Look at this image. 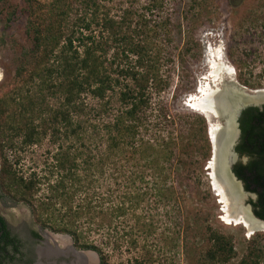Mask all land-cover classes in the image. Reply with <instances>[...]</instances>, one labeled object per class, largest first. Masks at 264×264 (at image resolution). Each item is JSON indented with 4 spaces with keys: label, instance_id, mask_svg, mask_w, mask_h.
Instances as JSON below:
<instances>
[{
    "label": "trees",
    "instance_id": "trees-1",
    "mask_svg": "<svg viewBox=\"0 0 264 264\" xmlns=\"http://www.w3.org/2000/svg\"><path fill=\"white\" fill-rule=\"evenodd\" d=\"M113 1L25 0L28 43L17 55L11 86L0 95V152L6 144L13 155L0 164L1 191L24 202L42 228L68 234L78 248L97 253L101 264H108L102 249L84 242L76 224L82 217L91 220L88 192L104 170L112 168L117 173L110 176H120L117 165L125 161L152 171L160 180L155 187L166 183L172 171L181 189L187 178L174 165L176 149L192 163L193 158H207L210 151L204 120L179 111L172 116L161 98L171 85L168 66L174 62L171 44L177 29L165 7L167 1L177 0H150L143 7L138 0L127 6L117 0L115 12L109 5ZM197 1L191 0L190 8ZM177 134L181 143L190 139L193 154L177 143ZM46 139L56 151L47 153L41 174L24 177L15 167L20 154ZM134 177L148 189L142 176ZM135 182L131 177L126 185ZM42 187L47 194L37 196ZM144 192L130 198L131 206ZM81 194L73 210V197L75 204ZM58 199L69 205L65 213L56 209ZM112 212L119 216L125 209L117 206ZM50 221L57 227L48 225ZM208 231L209 247L198 264L228 263L235 257L231 238ZM12 248L16 253L18 241L0 220V264L14 260ZM263 258L264 248L252 241L239 264H260Z\"/></svg>",
    "mask_w": 264,
    "mask_h": 264
},
{
    "label": "rangeland",
    "instance_id": "rangeland-1",
    "mask_svg": "<svg viewBox=\"0 0 264 264\" xmlns=\"http://www.w3.org/2000/svg\"><path fill=\"white\" fill-rule=\"evenodd\" d=\"M116 1L109 4L114 12ZM118 1H122L124 6L134 3V0ZM148 1L138 0L137 5L143 7ZM236 1V5H231L230 0H198L192 9L191 0H177L167 1L165 7L177 29L171 44L174 62L168 66L172 70L171 85L161 98L172 116L179 111L202 118L208 139L211 126L220 127L218 120L212 115L207 117L194 112L185 105L190 94H196V86L210 85L215 90L221 89L223 82H232L248 93L264 90V0ZM25 3V0H0V95L11 86L17 55L20 48L28 43L24 32ZM217 51L222 52L223 62L231 74L223 73L215 80L211 76L213 70L209 62ZM154 100L157 101V97ZM176 138L178 144L186 145L187 153H194L190 139L186 137L181 143L179 134ZM72 143L73 138L70 145ZM4 146L0 152V164L5 157L12 160L13 156L6 144ZM176 150L178 158L174 160V165L187 178L181 189L177 186L174 172L169 171L167 182L155 187L160 180L154 177L152 171H141L125 161L118 162L117 167H121L122 171L120 176L111 177L112 172L117 173L112 168L104 170L96 184L90 187L88 195L93 215L91 220L87 217L79 219L76 230L83 235L84 242L102 249L108 264H198L199 256L209 247V229L232 240L235 257L224 264H239L252 241L264 248L263 230L250 234L245 227L228 225L224 221L222 204L212 180L211 143L208 157L203 160L193 158V163L179 148ZM55 151L56 146L46 139L40 146L20 154L21 160L15 167L25 174L24 177L31 172L41 174L47 153ZM136 174L143 177L148 189L139 182V178L134 177ZM131 177L136 181L135 185L127 187ZM140 188L146 194L131 206L130 200L141 191ZM158 189L161 190L160 196H157ZM72 192L69 189L67 193ZM40 194H47L45 187L37 196ZM83 195L75 197V204L73 197L70 204L73 210ZM8 198L17 204L10 209H0L5 216L14 219L17 213H26L30 221H34L24 202ZM63 199L56 201V209L61 213L69 208L62 203ZM117 206L125 209L119 216L112 212ZM243 207L248 206L244 204ZM48 225L57 227L56 221H50ZM260 264H264V258Z\"/></svg>",
    "mask_w": 264,
    "mask_h": 264
},
{
    "label": "flooded vegetation",
    "instance_id": "flooded-vegetation-1",
    "mask_svg": "<svg viewBox=\"0 0 264 264\" xmlns=\"http://www.w3.org/2000/svg\"><path fill=\"white\" fill-rule=\"evenodd\" d=\"M217 120L223 128L226 121ZM232 124L234 136L227 147L225 171L242 189V206H248L254 220L264 222V105L242 108ZM209 140L211 143L210 135ZM15 204L0 189V209ZM0 220L9 236L18 241L17 252L13 248L10 252L14 260L8 264H101L97 253L78 248L68 234L42 228L26 213L11 219L0 211Z\"/></svg>",
    "mask_w": 264,
    "mask_h": 264
},
{
    "label": "bare ground",
    "instance_id": "bare-ground-1",
    "mask_svg": "<svg viewBox=\"0 0 264 264\" xmlns=\"http://www.w3.org/2000/svg\"><path fill=\"white\" fill-rule=\"evenodd\" d=\"M213 56V55H212ZM222 52L214 53L209 64H212L211 76L217 80L223 73L231 74V70L223 62ZM207 61V59H206ZM210 76V74L208 75ZM224 84L221 89H213L210 85L207 87L196 86V94H190V99L186 101V107L199 114L217 116L227 114L230 118L226 121L225 126L221 128H213L211 126L210 136L214 148V159L211 163L213 185L220 198L222 210L224 212L223 219L231 225H240L252 234L257 230L264 231V224L257 222L252 217L248 208L242 206V195L237 183L234 184L226 174V160L228 157V146L231 137L234 134L231 118L234 113L235 106L240 103H260L264 102V90H258L254 93H248L244 89H238L235 84ZM236 90L244 92L237 95ZM233 133V134H232ZM234 136V135H233ZM232 144V143H231ZM230 148V147H229ZM229 162V161H227ZM227 170V169H226ZM228 171V170H227ZM234 179V178H233ZM235 181V180H234ZM241 186V185H240Z\"/></svg>",
    "mask_w": 264,
    "mask_h": 264
},
{
    "label": "water",
    "instance_id": "water-1",
    "mask_svg": "<svg viewBox=\"0 0 264 264\" xmlns=\"http://www.w3.org/2000/svg\"><path fill=\"white\" fill-rule=\"evenodd\" d=\"M224 83V82H223ZM225 84V83H224ZM226 84H231L230 82L229 83H226ZM223 87V86H222ZM197 90L195 89L194 90V93L196 92ZM245 91V90H244ZM256 91H258V90H255V91H253V92H256ZM236 94L237 95H241V94H243L244 92H241L240 90H236ZM189 99V98H188ZM250 105H253V106H262V105H264V102H260V103H244V102H240V103H238L236 106H235V108H234V113H233V116H232V118H231V122L232 123H235V121H236V116H237V114L240 112V110L242 109V108H244V107H246V106H250ZM216 118L217 119H219V120H224V121H227L230 117L227 115V114H224V115H219V117H217L216 116ZM209 135H210V131H209ZM211 144H212V149H213V143L211 142ZM214 159V154H213V150H212V160ZM257 222H259V223H262V224H264V222H262V221H257Z\"/></svg>",
    "mask_w": 264,
    "mask_h": 264
}]
</instances>
